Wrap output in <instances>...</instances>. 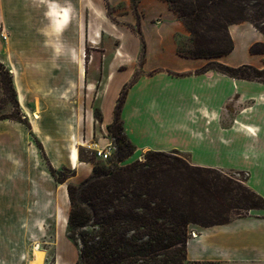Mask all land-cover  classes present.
Listing matches in <instances>:
<instances>
[{
    "label": "crops",
    "instance_id": "crops-1",
    "mask_svg": "<svg viewBox=\"0 0 264 264\" xmlns=\"http://www.w3.org/2000/svg\"><path fill=\"white\" fill-rule=\"evenodd\" d=\"M2 26L0 62L18 79L17 99L32 128L0 123L7 126L1 156L33 157L39 165L48 159L56 171L72 172L59 183L40 166L46 177L18 175L1 189V205L16 193L20 205L34 209L25 221L40 236L54 223V241L42 248L43 264L51 253L53 264L79 260L68 238V185L93 174L94 164L82 160L80 151L105 146L128 85L122 120L133 157L176 152L195 167L242 172L247 187L264 200V84L206 69L210 63L264 69V55L251 53L264 44V34L250 22L229 26L233 51L211 59L179 53L183 25L164 0H0ZM88 46L106 53L88 60ZM96 61L107 64L99 90L87 72ZM27 63L40 64V78L51 80L48 88L22 81L30 77ZM1 174L8 179L4 168ZM6 220L2 216L1 238L8 235ZM190 235L185 264H264V208L225 225H193Z\"/></svg>",
    "mask_w": 264,
    "mask_h": 264
},
{
    "label": "trees",
    "instance_id": "trees-1",
    "mask_svg": "<svg viewBox=\"0 0 264 264\" xmlns=\"http://www.w3.org/2000/svg\"><path fill=\"white\" fill-rule=\"evenodd\" d=\"M207 1L217 8L230 5L228 0ZM172 11L180 19H188L191 26L201 19L204 8L174 6ZM223 20L232 21L228 17ZM243 22H250L264 34L246 18L230 26ZM228 37L224 53L207 55L197 47L193 55L183 56L211 59L227 55L234 49L229 33ZM263 48L264 44H256L251 53L264 55ZM206 69L264 84V69L253 66L211 63ZM128 89L129 85L122 90L114 122L108 128L124 145L120 147L122 161L135 153L122 120ZM96 119L102 121L99 110ZM49 168L59 183L66 182L52 166ZM68 195V238L79 249L77 264H185L191 226L225 225L264 208L263 198L249 189L246 181L234 182L218 170L195 167L180 154L165 152H148L144 161L112 170L94 168L82 183L68 185ZM232 212L235 218L227 216Z\"/></svg>",
    "mask_w": 264,
    "mask_h": 264
},
{
    "label": "rangeland",
    "instance_id": "rangeland-1",
    "mask_svg": "<svg viewBox=\"0 0 264 264\" xmlns=\"http://www.w3.org/2000/svg\"><path fill=\"white\" fill-rule=\"evenodd\" d=\"M133 1L136 2V0ZM172 1L174 2L173 4L166 1L171 9H173L174 6H188L189 10L193 7L204 8V13H202L201 19L192 23L191 26L188 19L187 21L180 19L176 14L179 21L183 25V33L177 38L178 51L182 55H193V53L197 50V47L199 52L207 55L224 53L228 49V28L230 24L237 22L239 19L246 18L252 21L264 32V0H228L230 5L220 8L211 5V3L207 0ZM225 17L230 18L232 21H224L223 18ZM3 31L4 28L2 26L0 27V34H2ZM103 53H106V48L96 51L89 46L87 47L88 60L91 59L92 55L99 56ZM39 65V63L25 64V69L30 73V77L23 79L22 81L29 84L30 88L41 89L48 88L51 85V80L47 78H40L42 69L37 68ZM106 65L107 64L105 63L97 61L88 63L87 72L91 81L96 84L97 90H99L102 86ZM210 65H208L207 68L210 67ZM52 67L55 68V66ZM45 70L47 71V68ZM16 84H18V79H15L5 63L0 62V123H19L23 128L31 129L32 125L28 122V120L24 119L19 102V106H17L18 99L16 100L15 95L17 94ZM6 129L7 126L5 124H0V139L5 134L4 132ZM106 137V141H104L103 144L106 145L111 142L115 147L113 156L109 160L104 161L100 159L93 147L91 150L87 148L85 150H81V159L92 162L94 164V168L112 170L133 164L137 161H144L146 155L148 154V152H143L138 154L136 157L131 156L122 161L124 152L120 150V147L124 145L115 140L109 131ZM30 140L35 142L34 137ZM96 142L99 143L98 140H96ZM1 150L2 144L0 143V222L2 216L7 219L6 226L8 229V235L5 238L0 237V264H43L45 253L42 248L49 249L51 246L48 245V243H52L54 241V223H50L47 236H40L39 232L33 227L32 223L25 221L26 217L31 215V210L34 212V209L32 207H24L20 205L16 199V193L13 196H9V198L6 197L4 199V205H1V189L4 184L6 185L7 181L9 185H11V183L15 182L19 176L24 177L23 174H29L32 177L34 173V177L37 179L40 177H46L40 166L46 167L47 169L49 168V165L51 166L50 161L48 159H42L40 160L41 165H39L37 159H34L33 157H9L6 159L1 156ZM15 150H17V148ZM174 153L176 152H171L169 154ZM2 167L5 169V175L8 174V179L2 176ZM57 172L58 177L66 179V181L72 175V172L69 169ZM221 175L232 179L234 182L239 181L241 183H245L248 178L247 174L236 171L221 172ZM35 185L32 187L35 188L40 186L39 182L38 185ZM243 214L245 213L243 212ZM227 216L230 218L236 217L233 212ZM1 225L2 224L0 223V230L3 229L1 228ZM190 236L191 235H189V238ZM34 248V260L32 261ZM53 258L54 255L51 253L48 262L49 264H53Z\"/></svg>",
    "mask_w": 264,
    "mask_h": 264
},
{
    "label": "built area",
    "instance_id": "built-area-1",
    "mask_svg": "<svg viewBox=\"0 0 264 264\" xmlns=\"http://www.w3.org/2000/svg\"><path fill=\"white\" fill-rule=\"evenodd\" d=\"M114 151H115V147H114L113 143H111V142L107 143L102 148L96 147V149H95L97 156L104 161L109 160L113 156ZM192 236H196L195 232H192Z\"/></svg>",
    "mask_w": 264,
    "mask_h": 264
}]
</instances>
